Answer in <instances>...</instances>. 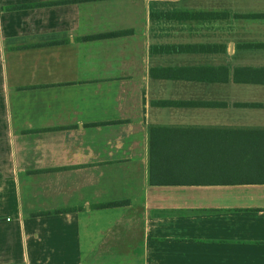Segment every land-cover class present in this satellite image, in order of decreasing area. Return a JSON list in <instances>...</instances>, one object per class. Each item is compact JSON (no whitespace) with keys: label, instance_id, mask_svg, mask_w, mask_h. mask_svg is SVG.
I'll list each match as a JSON object with an SVG mask.
<instances>
[{"label":"crops","instance_id":"crops-1","mask_svg":"<svg viewBox=\"0 0 264 264\" xmlns=\"http://www.w3.org/2000/svg\"><path fill=\"white\" fill-rule=\"evenodd\" d=\"M66 1L0 0V264H264V0Z\"/></svg>","mask_w":264,"mask_h":264},{"label":"trees","instance_id":"trees-1","mask_svg":"<svg viewBox=\"0 0 264 264\" xmlns=\"http://www.w3.org/2000/svg\"><path fill=\"white\" fill-rule=\"evenodd\" d=\"M87 1H102V0H70V1H66L64 3H79V2H87ZM59 3L53 2V3H43V4H38L39 7L40 6H51V5H57ZM23 7H29V6H21L20 8ZM32 7V6H31ZM124 32H117V33H109V34H104L99 36L100 38H112V37H118V36H122ZM179 180L176 179H169V180H164L163 182L165 183H172V182H177ZM123 205V202H113V203H108V204H104L101 205V208H113V207H117V206H121Z\"/></svg>","mask_w":264,"mask_h":264},{"label":"rangeland","instance_id":"rangeland-1","mask_svg":"<svg viewBox=\"0 0 264 264\" xmlns=\"http://www.w3.org/2000/svg\"><path fill=\"white\" fill-rule=\"evenodd\" d=\"M98 6L100 7L99 8V13H100V17L102 16V15H107V10L105 11L103 8H104V6L105 5H101V4H98ZM102 18V17H101Z\"/></svg>","mask_w":264,"mask_h":264}]
</instances>
